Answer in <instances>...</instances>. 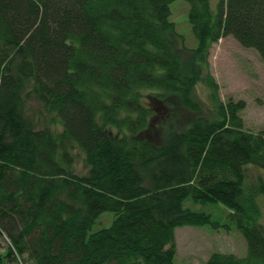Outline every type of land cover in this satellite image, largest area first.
<instances>
[{
	"label": "trees",
	"instance_id": "obj_1",
	"mask_svg": "<svg viewBox=\"0 0 264 264\" xmlns=\"http://www.w3.org/2000/svg\"><path fill=\"white\" fill-rule=\"evenodd\" d=\"M174 1L0 0V264H175L182 227L245 239V257L204 264H264V129L244 127L245 103L220 100L208 69L228 36L264 62V0H185L194 49Z\"/></svg>",
	"mask_w": 264,
	"mask_h": 264
},
{
	"label": "rangeland",
	"instance_id": "obj_2",
	"mask_svg": "<svg viewBox=\"0 0 264 264\" xmlns=\"http://www.w3.org/2000/svg\"><path fill=\"white\" fill-rule=\"evenodd\" d=\"M217 0H213L215 7ZM169 20L175 30L183 37L182 47L194 49L197 41L193 36L189 23V3L175 0L169 6ZM209 72L218 86V97L222 101L242 100L245 108L240 112L244 127L251 132L264 129V62L256 51L243 48L232 37L219 39L210 49L208 58ZM208 91L199 84L196 87V99L201 102L207 97ZM182 120L186 113L180 111ZM73 172L78 175L86 173L81 157L73 163ZM262 172L255 166L247 167V184H253ZM261 210L260 223L264 226V196L257 198ZM185 206L203 211L211 215L215 222L225 223L228 211L221 205L193 206L188 200ZM113 213H103L92 226L91 232L108 228L113 220ZM177 255L175 264H204L213 253H232L241 258L247 254V243L243 236L233 227L230 232L212 231L208 227H182L175 230ZM6 251V242L1 241L0 253ZM4 264H15L5 261Z\"/></svg>",
	"mask_w": 264,
	"mask_h": 264
}]
</instances>
